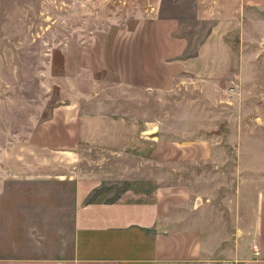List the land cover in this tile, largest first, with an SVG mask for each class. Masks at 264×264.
Returning <instances> with one entry per match:
<instances>
[{
	"label": "crops",
	"instance_id": "crops-1",
	"mask_svg": "<svg viewBox=\"0 0 264 264\" xmlns=\"http://www.w3.org/2000/svg\"><path fill=\"white\" fill-rule=\"evenodd\" d=\"M229 1L227 17L195 45L179 18L160 14L118 28L109 43L79 45L77 68L59 83L76 85L88 104L62 110L75 121L65 153L107 155L78 163L90 173L66 172L56 155L29 161L10 141L1 158L10 175L0 178V264H264V176L253 184L252 160L231 154V137L190 140L183 105L171 101L188 83L240 84L232 39L264 0ZM46 125L19 139L21 149L60 147L39 135Z\"/></svg>",
	"mask_w": 264,
	"mask_h": 264
},
{
	"label": "rangeland",
	"instance_id": "rangeland-1",
	"mask_svg": "<svg viewBox=\"0 0 264 264\" xmlns=\"http://www.w3.org/2000/svg\"><path fill=\"white\" fill-rule=\"evenodd\" d=\"M234 5L229 0H0V178L10 175L4 169L6 162L1 161L10 141L18 142L13 151L29 155V161L34 155H56L51 161L66 172H73L84 158L99 162L107 155L94 149L65 153V144L72 143L75 121H67L62 110H81L88 104L76 85L59 83L77 68L80 44L97 40L109 43L118 28H132L138 18L160 14L179 18L180 32L195 45L213 21L227 17ZM262 40L264 11L246 17L243 35L233 36L234 46L242 55L239 85L223 88L188 83L181 88L185 93L171 100L174 105H183L179 117L188 126L190 140L213 135L235 140L231 154L251 158L248 175L254 185L264 176ZM44 122L47 125L37 131L39 135L49 143L59 140L61 146H54V152L31 146L29 151L21 149L19 139L28 138L26 134ZM28 124H32L29 131ZM225 149L230 152L229 147ZM45 158L41 163L48 164L49 157ZM80 165L77 173H90V168Z\"/></svg>",
	"mask_w": 264,
	"mask_h": 264
},
{
	"label": "built area",
	"instance_id": "built-area-1",
	"mask_svg": "<svg viewBox=\"0 0 264 264\" xmlns=\"http://www.w3.org/2000/svg\"><path fill=\"white\" fill-rule=\"evenodd\" d=\"M253 250H254L255 255L259 254V250L256 245L253 246Z\"/></svg>",
	"mask_w": 264,
	"mask_h": 264
},
{
	"label": "water",
	"instance_id": "water-1",
	"mask_svg": "<svg viewBox=\"0 0 264 264\" xmlns=\"http://www.w3.org/2000/svg\"><path fill=\"white\" fill-rule=\"evenodd\" d=\"M263 44H264V40H263V42H262Z\"/></svg>",
	"mask_w": 264,
	"mask_h": 264
}]
</instances>
